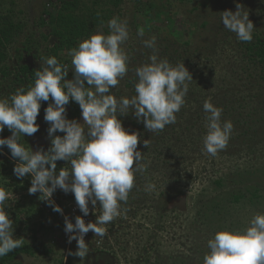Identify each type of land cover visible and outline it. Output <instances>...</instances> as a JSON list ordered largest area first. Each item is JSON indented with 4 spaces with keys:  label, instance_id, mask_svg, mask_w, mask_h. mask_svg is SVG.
Returning a JSON list of instances; mask_svg holds the SVG:
<instances>
[{
    "label": "rangeland",
    "instance_id": "obj_1",
    "mask_svg": "<svg viewBox=\"0 0 264 264\" xmlns=\"http://www.w3.org/2000/svg\"><path fill=\"white\" fill-rule=\"evenodd\" d=\"M61 1H2L6 3L3 9L13 11L22 30L20 38L8 46L9 76L0 81V97H9L22 88L15 80L18 67L27 65L40 69L43 65L46 53L49 54L57 39L52 36L51 25L41 24V19L50 21V15L57 17ZM82 1L91 7L94 0ZM99 1V9L108 18L88 38L97 32L110 34L107 25L114 17L128 22L129 39L123 47L131 58L129 71L112 89L113 94L117 98L136 95L138 78L135 69L148 63L153 54L143 42L154 36L159 58H167L173 65L184 62L193 76L185 97L186 104L176 114V123L159 133L147 131L131 114L132 109L128 116L120 118L126 129L141 133L138 150L146 154L144 162L148 169L138 174L127 203L122 205L126 211L106 225L107 235L95 237L90 231L85 240L90 247L86 258L82 260L69 255V252L77 251V242L68 243L65 217L73 221L72 213L78 206L74 194L57 189L51 199L63 209V215L45 206L46 201L41 200L45 197H41L32 207L40 211L34 218L31 219L32 214H29V219L25 218L21 223L13 221L14 236L24 238V243L32 242L31 230L43 223L46 229L41 230L39 238L49 244L50 253L22 256L15 260L16 264H203V257L209 251L207 241L217 231L226 227L244 229L250 226L254 215L264 214V201L255 205L257 207L248 199L233 205L228 202L231 193L238 191L241 184L258 185L264 195V63L254 59L247 49L250 44L239 41L221 20L222 12H235L239 3L249 11V19L256 28L253 35L264 38V0H121L119 5L110 0ZM141 30L143 36L138 34ZM27 38L32 42L29 52L23 44ZM83 41L80 40L78 45ZM70 52L62 50L57 58L60 63L67 61L69 75L66 79L69 80L73 78ZM209 98L214 106L223 109L221 121L230 120L234 125L226 148L215 156L204 150L203 142L207 134V114L203 105ZM74 104L77 103L70 101L67 106L69 119H73ZM44 115L45 107L41 105L37 123L39 131L42 126L43 136L48 138V150L51 146L50 125L45 122ZM81 117L78 120L81 121ZM11 135L5 126L0 138ZM38 137L36 133L26 135L27 147H31V139L40 141ZM144 140H149L148 148L144 147ZM3 152L0 162L9 159L14 165L16 161L7 147ZM66 166L68 162L58 161L57 172ZM3 178L0 176V187L6 189ZM24 179L31 182V175ZM219 180L222 184L216 186L215 181ZM148 184L153 185L151 190H147ZM6 190L10 216L19 204L24 203L26 209L30 208L33 195L29 194V189ZM25 196L29 198L23 202ZM211 197L221 201L216 210L207 205ZM182 198L187 200L186 210L174 207ZM89 207L92 209L91 204ZM97 214L94 209L90 211V222H95ZM58 223L64 227L59 228Z\"/></svg>",
    "mask_w": 264,
    "mask_h": 264
},
{
    "label": "clouds",
    "instance_id": "obj_2",
    "mask_svg": "<svg viewBox=\"0 0 264 264\" xmlns=\"http://www.w3.org/2000/svg\"><path fill=\"white\" fill-rule=\"evenodd\" d=\"M236 11L222 12L223 26L236 34L239 41L251 42L256 29L249 19V11L241 4ZM110 34L97 32L79 43L69 55L72 57L73 78L68 66L55 56L44 58L43 65L35 71L34 84L19 88L9 97H0V134L5 126L12 133L0 138V154L6 146L15 163L13 174L18 179L31 175L29 194L41 193L54 212L63 215V209L51 199L57 189L74 194L76 204L83 214L75 223L65 217L68 243L77 242V251L69 252L86 258L90 252L85 236L91 231L95 237L107 235L106 225L122 215L135 186L138 174L145 173L146 154L138 150L141 133L131 132L123 125L121 117L129 110L147 131L159 133L176 123L177 113L186 104L189 82L193 76L184 62L173 65L167 58H159L156 37L145 40L144 46L152 49L149 62L135 69L138 82L136 95L117 98L112 89L129 71L130 55L123 45L129 39L128 22L114 17L108 21ZM143 36V30L138 33ZM44 120L50 127V148L33 151L21 142L22 137L39 131L37 117L41 105L49 101ZM70 101L81 109L83 124L69 119ZM207 114L204 150L215 156L226 148L234 125L221 121L223 109L214 106L211 98L203 105ZM87 128V135L85 129ZM64 133L63 136L56 135ZM144 147L149 140L143 141ZM68 166L57 172V162ZM50 185V186H49ZM152 184L147 185L151 190ZM9 193L0 187V258L22 247L24 238H15L13 220L7 211ZM89 204L92 205L90 209ZM99 205V207H97ZM99 209L95 222H85L90 211ZM209 251L203 264H264V214L257 213L244 229L224 228L207 241Z\"/></svg>",
    "mask_w": 264,
    "mask_h": 264
},
{
    "label": "trees",
    "instance_id": "obj_3",
    "mask_svg": "<svg viewBox=\"0 0 264 264\" xmlns=\"http://www.w3.org/2000/svg\"><path fill=\"white\" fill-rule=\"evenodd\" d=\"M2 1L3 0H0V81L7 79L9 76V68L6 65V62L8 61V46L12 45L18 38H20L22 30V26L17 23L16 18L13 16V11L7 8L5 10L3 9L6 6V3ZM120 2L121 0H110V3L114 5H119ZM60 5V12L57 17L50 15V21L41 19V24L47 22L51 25L53 33L52 36L57 39L53 48L49 50V54L46 53V58L52 56L59 58L58 53L60 51H71L78 45L80 40L83 41L82 39L88 38L94 30L97 27L102 26L108 18L107 14L99 9V6L101 5V1L99 0L92 1L91 7L87 6V4L82 0H63ZM245 43L250 44V46H247V49L253 53L254 59L260 63H264V38L253 35L252 41ZM23 44H25L24 49L29 52L32 46L31 39H25ZM61 63L67 65V61H61ZM36 70L39 69H32L27 65L18 67V72L15 75L16 84H19L21 87L27 89L29 85L34 84ZM2 90L4 89L2 88ZM49 103H51V98L49 101L42 102V105L46 109ZM73 108L74 111L72 113V117L73 119L78 120L81 109L78 104H74ZM58 134L62 136L64 133L58 132ZM21 142L24 143L25 147L28 146V141L25 140L24 137H22ZM14 167L15 163L13 165L12 161L9 159L0 162V176L4 177L3 185L9 190L10 188L15 187L20 191L29 189L31 187V182L25 180L24 178L18 179L13 174ZM215 184L216 186H221L222 180L215 181ZM237 188H239L238 191L231 193L228 198V202H230L231 205L246 199H248V202L254 207H257L255 205L263 203V189L259 188L258 185L247 186L245 184H241L240 187ZM26 198L29 197L25 196L23 202H26ZM37 198H39L38 193L32 196L29 209L24 207V203L17 205L13 209L11 216L12 220L15 221V223H21L25 220V218L29 219V214H32L31 219L34 218L35 214L40 212L39 209L32 208L33 205L35 206ZM220 202L219 198L211 197L210 201L207 202V205L211 206V210H216L217 207L221 205ZM43 204H45V206H49L47 202H44ZM38 226L39 228H37ZM56 226L63 228L64 224L58 223ZM37 227L31 230L33 233L32 242L24 243L22 247L10 252L7 256L0 258V264H16L15 260L21 258L22 256L33 257L37 254H49L51 251L49 244L40 241L39 238L41 230L46 228L43 223L41 225H37Z\"/></svg>",
    "mask_w": 264,
    "mask_h": 264
},
{
    "label": "flooded vegetation",
    "instance_id": "obj_4",
    "mask_svg": "<svg viewBox=\"0 0 264 264\" xmlns=\"http://www.w3.org/2000/svg\"><path fill=\"white\" fill-rule=\"evenodd\" d=\"M79 117H81V112H80ZM78 121H80V119ZM39 132L40 133H36V134L39 136L38 138H40V141L35 142V141H33V139H31L29 141L34 152L39 150V148H41V147L44 148L45 151H47V148H48V138H45L43 136L44 130H43L42 126H41V130ZM85 134L87 135V128L85 129ZM10 190H12V188H10ZM39 198H40V195H39ZM39 198H37L36 200L38 201ZM98 262H100V261H98Z\"/></svg>",
    "mask_w": 264,
    "mask_h": 264
},
{
    "label": "built area",
    "instance_id": "obj_5",
    "mask_svg": "<svg viewBox=\"0 0 264 264\" xmlns=\"http://www.w3.org/2000/svg\"><path fill=\"white\" fill-rule=\"evenodd\" d=\"M82 215L83 214L80 212L79 208H75L73 213H72V216L74 217V220L72 222L75 223V217L76 216H82ZM84 219H85L86 223L90 222L89 216L84 217ZM89 235H90V232L85 236V240L89 238ZM66 238L68 239V235H66Z\"/></svg>",
    "mask_w": 264,
    "mask_h": 264
},
{
    "label": "water",
    "instance_id": "obj_6",
    "mask_svg": "<svg viewBox=\"0 0 264 264\" xmlns=\"http://www.w3.org/2000/svg\"><path fill=\"white\" fill-rule=\"evenodd\" d=\"M80 123L83 124V118L82 117H81ZM186 202H187L186 198H182L178 203H176L174 205V207L178 208L179 210H186V208H187Z\"/></svg>",
    "mask_w": 264,
    "mask_h": 264
}]
</instances>
